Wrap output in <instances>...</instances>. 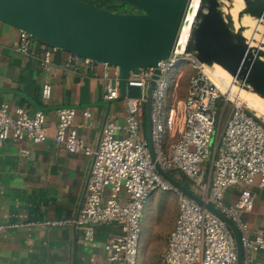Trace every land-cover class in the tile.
<instances>
[{
    "label": "built area",
    "instance_id": "obj_1",
    "mask_svg": "<svg viewBox=\"0 0 264 264\" xmlns=\"http://www.w3.org/2000/svg\"><path fill=\"white\" fill-rule=\"evenodd\" d=\"M16 51L39 59L46 70L59 53H66L34 40L19 31ZM186 41L181 38L174 55L159 64L152 104V136L157 162L170 174L184 176L191 187L216 210L237 226L242 241L244 264H261L264 258V228L256 232L244 219L260 196L264 198V120L252 114L242 102L237 87L223 83L224 89L211 77V67L185 54ZM68 55L69 64L91 66L89 59ZM187 64L191 71L186 100L181 110L168 108L169 73ZM107 68H113L104 65ZM105 89V101L120 97L119 74ZM213 69V68H212ZM154 69L130 75L128 86L142 91L140 99H125V122L105 123L99 146L94 150L80 139L74 124L76 111H57V125L52 140L69 153H83L93 158L87 182L85 205L75 221L83 239L94 243L102 228L114 227L104 245L107 264H139L144 210L158 191L177 197L176 225L169 234L163 264H237L235 238L225 222L197 205L171 186L156 171L152 162L145 127L144 96ZM234 85V84H233ZM236 88V90L234 89ZM52 86L42 87L45 102L51 98ZM85 117L90 113L85 112ZM226 117L221 128L222 118ZM180 120V125L178 121ZM43 111L30 113L25 108L0 105V148L7 140L39 145L50 136ZM179 126L180 130H177ZM174 139V143H168ZM25 154L27 152H24ZM239 190L233 203L227 195ZM5 227L0 223V243Z\"/></svg>",
    "mask_w": 264,
    "mask_h": 264
},
{
    "label": "crops",
    "instance_id": "obj_2",
    "mask_svg": "<svg viewBox=\"0 0 264 264\" xmlns=\"http://www.w3.org/2000/svg\"><path fill=\"white\" fill-rule=\"evenodd\" d=\"M19 39V30L0 22V105L43 111L50 138L39 145L7 140L0 148V223L5 227L0 264H107L104 245L117 229L102 228L90 243L75 224L85 205L93 158L57 147L52 137L62 108L76 111L78 135L94 150L107 121L125 122L126 101L103 98L115 70L103 64L72 66L66 53H59L46 70L38 58L16 51ZM47 82L52 93L45 102L42 87ZM238 196L239 190H233L227 202ZM244 219L255 232L264 228L262 196ZM257 257L264 264L263 256Z\"/></svg>",
    "mask_w": 264,
    "mask_h": 264
},
{
    "label": "water",
    "instance_id": "obj_3",
    "mask_svg": "<svg viewBox=\"0 0 264 264\" xmlns=\"http://www.w3.org/2000/svg\"><path fill=\"white\" fill-rule=\"evenodd\" d=\"M109 1L139 13H116L81 0H0V22L49 47L116 68L120 101L140 99L141 89L128 86V78L153 68L144 100L146 138L156 171L179 193L226 223L235 238L237 264H244L241 235L235 223L166 173L155 154L152 104L159 64L176 52L193 0ZM243 2L238 21L248 16L264 24V0ZM222 9L221 0H199L185 54L206 66H220L237 87L264 100V44L261 48L251 46L244 36L245 28H236L230 17L225 21Z\"/></svg>",
    "mask_w": 264,
    "mask_h": 264
},
{
    "label": "rangeland",
    "instance_id": "obj_4",
    "mask_svg": "<svg viewBox=\"0 0 264 264\" xmlns=\"http://www.w3.org/2000/svg\"><path fill=\"white\" fill-rule=\"evenodd\" d=\"M221 4L223 8L222 12L224 13V11L225 12L227 11L226 13H228L229 8H231V4L244 5V2L243 0H221ZM96 5L98 6L99 4ZM129 7L125 6L124 8L120 9V11L122 13H126L127 11L130 10ZM239 28H241L240 25L238 29ZM253 30H254V26L252 28V31ZM252 31L248 34H245V36H247V38H252L253 36H255V34H257L256 32H260L257 35V38L258 36L259 39L264 38V24L261 25L259 28H257V30H254V32ZM212 67L211 70L217 72L216 73L217 75L224 76L222 74H225V76H228L222 68L216 67L215 68L216 70H214L212 69ZM217 69L222 74L219 71H217ZM190 75H191V71L190 68H188L187 64H183L180 68L176 67L168 75V80L172 79V87L170 90V99H171L170 103L172 105H175L177 108H179V111L181 110L182 101H184L185 99V94L188 87V79ZM244 95L247 97L246 104L249 107L251 101L250 98L252 97L258 98L256 95L252 93L246 92L244 93ZM259 101H260L259 103L263 105L264 101L261 99ZM260 114L264 115V112ZM225 119L226 117L222 118L221 128L224 125ZM180 123L181 122L179 120L178 124L180 125ZM177 130L178 131L180 130L179 126H177ZM168 143L169 144L174 143L173 139L172 140L169 139ZM190 190L195 195L197 196L199 195V193L196 192L192 187L190 188ZM150 202H152L151 204L152 212H150L151 209H149ZM150 213H152V215ZM177 214H178L177 197L173 193L164 192L160 190L153 196V198H151L150 201L147 202V205L143 213L144 219L142 224V234L140 241L141 249L139 254V264H162L161 257L166 250V243L168 236L173 231L176 225Z\"/></svg>",
    "mask_w": 264,
    "mask_h": 264
},
{
    "label": "bare ground",
    "instance_id": "obj_5",
    "mask_svg": "<svg viewBox=\"0 0 264 264\" xmlns=\"http://www.w3.org/2000/svg\"><path fill=\"white\" fill-rule=\"evenodd\" d=\"M198 5H199V0H193V4H192V9L188 15V19H187V23L185 24V27L183 29V33L181 35V40L182 41H186L188 39V36H189V32H190V28H191V24L194 20V16H195V13L197 11V8H198ZM244 8V5H231V8H229L228 10V13H226V15L222 13V18L227 21V19L230 17L231 20H234L235 22V27L238 28L239 25L240 27H244L245 28V31H244V36L245 34H248L252 31V28L254 26V30H257V28H259L262 24L261 21H255L254 19L248 17V16H245L241 22H237V15L239 14V12H241ZM227 12V11H226ZM232 15V16H231ZM254 30L252 32H254ZM259 31V30H258ZM257 34H255V36H253L252 38H247V36H245L248 40H249V43L251 44V46L253 47H258V48H261V45L264 44V38H260L259 39V36L257 38V35L260 33V32H256ZM264 50V48L262 49ZM214 67V68H213ZM212 68L214 70H216L215 68L216 67H220L218 65H215L213 66ZM221 68V67H220ZM224 70V69H223ZM217 71H219L217 69ZM220 72V71H219ZM224 72L228 75V76H225V74H221L224 75V76H220V75H217L216 73L217 72H214V73H211V77L212 79L214 80V82L219 85L220 87H222L224 89V86H223V83L226 84V85H230V86H235V83H234V79L224 70ZM234 84V85H233ZM236 90V88H234ZM238 92V94L240 93V96H241V99H242V102L246 105V107L254 112V114L261 118L262 120H264V115L260 114L262 112H264V103L263 105H261L259 102V100L261 99L259 96H257L258 98L256 97H252L250 98L251 101H250V107L246 104V100H247V97L244 95V93H251L249 91H246V90H241L240 88H237L236 90ZM253 94V93H252ZM260 98V99H259ZM263 100V99H261ZM264 101V100H263ZM260 112V113H258Z\"/></svg>",
    "mask_w": 264,
    "mask_h": 264
},
{
    "label": "trees",
    "instance_id": "obj_6",
    "mask_svg": "<svg viewBox=\"0 0 264 264\" xmlns=\"http://www.w3.org/2000/svg\"><path fill=\"white\" fill-rule=\"evenodd\" d=\"M97 3L99 4L98 7L105 8V9H107V10H109V11L116 12V13H122V12L120 11V9H122V8L125 7V5H121V4H118V3H115V2H112V1H109V0H98ZM96 6H97V5H96ZM126 7H127V6H126ZM190 77H191V76H189V79H188V87H187V90H186V94H185V99H184V101H185L186 98H187L188 89H189V84H190ZM171 87H172V82H171V84H170V90H171ZM178 88H179V86H178ZM178 88H177V89H178ZM170 100H171V99H170V95H169V98H168V101H167V106H168V108L175 106V105H172V104L170 103ZM184 101H182V103H183ZM168 139H169L168 136H166V140H168ZM170 140H172V139H170ZM174 141H175V140L173 139V142H174ZM172 176H173L174 178H176L181 184L185 185L188 189L191 188V184H190V182H189L184 176H177L176 174H173ZM166 244H167V243H166Z\"/></svg>",
    "mask_w": 264,
    "mask_h": 264
},
{
    "label": "flooded vegetation",
    "instance_id": "obj_7",
    "mask_svg": "<svg viewBox=\"0 0 264 264\" xmlns=\"http://www.w3.org/2000/svg\"><path fill=\"white\" fill-rule=\"evenodd\" d=\"M81 1H84V2H87V3H90L92 5H95L98 4L97 1L98 0H81ZM129 7V6H128ZM129 11H127L126 13H139L136 9L132 8V7H129Z\"/></svg>",
    "mask_w": 264,
    "mask_h": 264
}]
</instances>
